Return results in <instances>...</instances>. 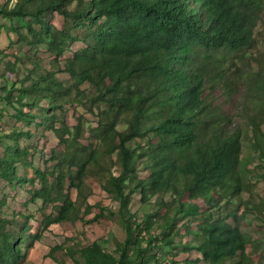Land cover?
Here are the masks:
<instances>
[{
    "label": "trees",
    "instance_id": "1",
    "mask_svg": "<svg viewBox=\"0 0 264 264\" xmlns=\"http://www.w3.org/2000/svg\"><path fill=\"white\" fill-rule=\"evenodd\" d=\"M55 14L64 20L61 27L52 22ZM0 18L8 21L0 35L13 32L54 56L49 68L29 57L6 62L4 71L21 68L22 77L5 84L2 96L17 120L36 121L58 140L43 169L19 175L17 160L29 150L17 136L30 130L13 129L0 175L39 184L29 191L42 202L37 232L89 213L103 217L106 208L88 202L95 185L117 204L124 232L113 251L95 241L72 242L52 246L46 258L162 264L150 252L164 244L177 255L197 254L170 264H251L253 243L238 224L248 205L218 211L240 197L252 173L244 143L264 166V131L253 122L249 135L203 92L221 86L231 96L246 85L263 103L264 0H14L0 5ZM70 42L84 45L63 61ZM66 104L82 106L93 120L83 113L72 119ZM135 193L144 206L148 196L170 195L173 214L137 217L129 208ZM4 202L0 198V264H21L19 242L33 213L8 218ZM48 206L52 213L44 215ZM18 217L25 218L20 226ZM259 220L264 229V216Z\"/></svg>",
    "mask_w": 264,
    "mask_h": 264
},
{
    "label": "rangeland",
    "instance_id": "2",
    "mask_svg": "<svg viewBox=\"0 0 264 264\" xmlns=\"http://www.w3.org/2000/svg\"><path fill=\"white\" fill-rule=\"evenodd\" d=\"M13 2L14 0H0V5L11 7ZM63 21V18L57 14L52 18V22L56 26L61 27ZM1 24H8V21L0 18ZM15 25H17V22H15ZM22 34H25V30H22ZM83 45V42H70L62 60L64 61L70 57L74 51L80 49ZM0 49L2 52L0 54V158L6 155V147L11 143V139L7 135L13 129L30 130L29 135L17 136L21 147L29 150L27 156H23L17 160V172L19 175L25 173L32 176L35 167H39L40 169L44 168L45 161L48 159L49 149L55 146L58 140L44 125H38L36 121L28 124L14 117L11 112L13 111L11 106H9L2 96V88L5 84L6 86L9 85L14 79H20L22 77V71L21 68H18L17 73H9L8 71H4V64L6 62H12L17 58L27 62L26 58L29 57L37 60L45 68H49L54 56L47 46L29 45L13 32L1 33ZM25 64L28 66L27 63ZM60 76L65 77L62 73H60ZM14 93L16 92L14 91ZM203 94L210 101H213L230 113L233 117L234 124L240 125L249 135L252 134L253 122L259 124L264 131V99H262L263 103L261 104L257 102V97H255L246 85H241L231 96H227L221 86L216 87L210 92L206 89ZM66 107L70 110L72 119H74L77 113H83L90 121L93 120V116L85 112L84 108L78 104H66ZM243 155L249 156L250 159L247 165L252 171L246 179V187L242 190L240 197H232L228 206L224 207L222 205L218 213L225 215L227 210H234L236 207L243 208V206L248 205L250 210L246 212L245 217L238 224L243 232L250 235L253 243L248 249L251 264H264V229L260 227L261 222L259 220L260 217L264 216V176H262L264 166L261 165L258 151L253 148L248 151L247 143L243 144ZM23 162H27L26 167L22 165ZM38 187L39 184L37 182L31 184L26 180L21 184L16 180L13 182L8 181L0 175V198L5 200L3 207H1V213L8 218H11L13 215L17 216L19 213H33L32 217L27 220L24 229L25 232L22 234L23 238L19 242L20 249L24 253V261L21 264H55L51 259L46 258L49 249L55 245L68 246L72 242L74 244L81 242L86 245L95 241L101 244L106 250L113 251L115 245L123 240L124 232L115 212L117 204L109 194L100 190L97 185L93 187L91 196L88 197V202L90 204H99L106 208L103 217L95 220L92 219L94 214L89 213L82 215V220H76L73 223H53L46 229L38 227L39 232H37L36 220H39L42 215L37 210L40 208L42 202L40 200H31L29 191ZM73 195L74 193H72V198ZM170 198L168 194L161 196L151 195L146 200L149 206H144L141 204L140 196L135 193L131 197L129 208L131 211H136L137 217H140L143 211H154L158 215H172ZM159 200H161V204L158 203ZM107 211H110L111 214H107ZM50 212L51 207L48 206L43 213L44 215H48ZM18 218L17 224L20 223V226L25 222V218ZM184 222L185 219L179 218L177 224L181 225ZM19 226L17 225L15 228H19ZM35 233H37V236L30 240L28 237ZM150 254H154L162 264H170L172 260L180 262L187 257L195 258L197 256L195 252L186 255H177L173 249L164 244L154 246ZM65 259L68 264H72L68 258Z\"/></svg>",
    "mask_w": 264,
    "mask_h": 264
}]
</instances>
